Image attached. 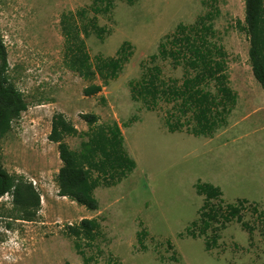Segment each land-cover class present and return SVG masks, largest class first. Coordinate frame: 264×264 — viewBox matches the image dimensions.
<instances>
[{"label": "rangeland", "instance_id": "obj_1", "mask_svg": "<svg viewBox=\"0 0 264 264\" xmlns=\"http://www.w3.org/2000/svg\"><path fill=\"white\" fill-rule=\"evenodd\" d=\"M204 1L210 0H138L133 6L119 1L110 15L99 16L110 34L103 42L94 35L87 39L91 56H114L125 41L134 46V55L117 80L87 97L89 83L64 65L61 19L91 0H0L8 80L28 104L0 140V162L30 197L26 203L14 192L0 198V264H84L65 230L86 218L98 219L104 233L95 249H87L89 255L101 251L92 264H264L259 230L249 252L235 248L249 247L248 233L237 223L222 232L221 248L212 252L205 250L202 238L178 237L198 218L204 203L196 192L198 182L220 187L226 203L247 199L264 210V90L252 72L248 36L235 26L245 21L246 0L217 3L221 16L215 28L229 55L230 85L238 93L226 128L213 138L170 133L164 118L171 105L161 103L156 111H147L131 99L129 83L140 77L142 61L157 52L178 24L194 23L206 13ZM160 64L166 77L182 79V68ZM56 113L79 131L88 130L81 117L87 113L98 115L99 124L122 126L125 148L137 168L119 185L96 190L97 211L59 195L56 178L62 163L57 145L48 140ZM133 117L139 121L123 127ZM66 141L80 149L82 139ZM245 220L254 222L255 217L246 212ZM140 222L150 232L147 252L138 250ZM166 240L174 250H167ZM173 255L178 262L168 260Z\"/></svg>", "mask_w": 264, "mask_h": 264}, {"label": "trees", "instance_id": "obj_2", "mask_svg": "<svg viewBox=\"0 0 264 264\" xmlns=\"http://www.w3.org/2000/svg\"><path fill=\"white\" fill-rule=\"evenodd\" d=\"M119 1L133 6L138 0H91L89 6L62 15L64 65L89 83L84 89L87 97L99 95L105 86L117 80L134 55V46L129 41L123 42L116 54L109 57L98 54L93 58L87 46L86 41L92 35L103 42L110 34V30L99 24V16L110 15ZM217 3L218 0L204 1L208 8L206 13L198 16L194 23L178 24L173 33L164 36L157 52L142 61L140 77L129 83L132 101L141 103L147 111H156L161 103L172 106L164 118V126L170 133L213 138L228 126L229 116L237 105L238 93L230 85L229 55L215 28V21L221 16ZM245 3V21L239 20L235 26L248 36L252 72L264 90V0H246ZM160 62H169L173 69L182 68V79L166 77ZM8 70V53L0 37V140L11 131L13 122L28 110L22 93L9 82ZM98 79L102 84L96 83ZM101 101L106 102L103 97ZM81 117L88 125L87 131H79L63 113H56L48 140L57 145L62 163L56 178L59 195L89 211H97L96 190L119 185L134 172L137 162L125 148L122 126L118 122L99 124V116L93 113ZM137 121L138 117H133L123 127ZM68 137L82 139L79 150L71 148L66 141ZM12 192L24 203L30 198L0 162V198ZM196 192L204 197V203L198 218L178 235L179 238H202L205 250L212 252L221 248L222 232L237 223L248 233L249 247L234 246L249 252L255 246V232L259 230L264 237V210L259 204L247 199L226 203L221 188L210 183L198 182ZM246 212L252 213L254 222L245 220ZM139 225L138 250L147 252L150 232L143 222ZM65 234L73 240L84 264L98 262L100 250L96 255L87 252V249H95L104 236L98 219L86 218L68 225ZM166 243L167 250H174L171 240ZM168 260L179 261L176 255Z\"/></svg>", "mask_w": 264, "mask_h": 264}]
</instances>
